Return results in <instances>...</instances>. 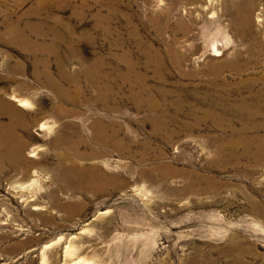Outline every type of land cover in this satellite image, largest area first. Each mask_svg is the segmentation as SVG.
Instances as JSON below:
<instances>
[{
	"label": "rangeland",
	"instance_id": "rangeland-1",
	"mask_svg": "<svg viewBox=\"0 0 264 264\" xmlns=\"http://www.w3.org/2000/svg\"><path fill=\"white\" fill-rule=\"evenodd\" d=\"M13 123L0 264H264V0H0Z\"/></svg>",
	"mask_w": 264,
	"mask_h": 264
},
{
	"label": "bare ground",
	"instance_id": "bare-ground-1",
	"mask_svg": "<svg viewBox=\"0 0 264 264\" xmlns=\"http://www.w3.org/2000/svg\"><path fill=\"white\" fill-rule=\"evenodd\" d=\"M248 11V10H247ZM237 69V68H236ZM242 71V70H241ZM91 81V80H90ZM92 83V82H91ZM15 101H18L19 102V106H22V105H27V101L25 102L24 100H16L15 99ZM151 105V104H150ZM154 105V104H153ZM4 108H9V106H3ZM28 124H30V123H28ZM105 124V123H104ZM103 124V122L100 120H98V121H96L94 124H93V128H94V135H95V137H97V138H100V139H106V136L99 130V128L101 127V126H103L104 125ZM20 125V127L22 126L21 124H18V123H13L9 128L11 129V131H10V134H7L6 133V130H4V127L2 126L1 127V125H0V148H2V150H3V153H0V156H2L1 157V161H6V160H8L9 158H8V154H9V152H11L12 154H14V155H16V154H18V156L21 154V152H22V150H23V145L21 144L20 146H18V138L16 137V129H17V127ZM1 128H2V130H1ZM27 128V127H26ZM41 128L43 129L44 127L43 126H41ZM40 128V129H41ZM3 135V136H2ZM65 143V142H64ZM61 146V145H60ZM72 151V152H71ZM73 153V155H77V152L76 151H74V150H72V149H70V148H68L67 149V153H69V154H71V153ZM66 153V154H67ZM31 156H33V155H31ZM67 155H65L64 153H63V155H61V159H63V160H65V158L64 157H66ZM63 163V162H62ZM76 169H78V166H71L70 168H69V170H63V172L62 173H65V171H67V173L70 175V173H79V171L78 170H76ZM92 176V175H91ZM62 178H65V176H62ZM68 253H69V251H67L66 250V253H65V255L67 256L68 255ZM71 253V252H70ZM69 253V254H70ZM67 264V263H66ZM68 264H82V262H81V260H79L78 262H73V263H68Z\"/></svg>",
	"mask_w": 264,
	"mask_h": 264
}]
</instances>
